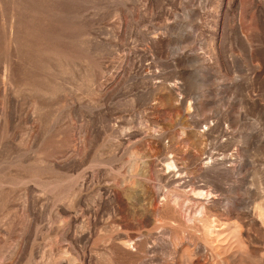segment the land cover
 Wrapping results in <instances>:
<instances>
[{"label": "rangeland", "instance_id": "374dc122", "mask_svg": "<svg viewBox=\"0 0 264 264\" xmlns=\"http://www.w3.org/2000/svg\"><path fill=\"white\" fill-rule=\"evenodd\" d=\"M228 221L264 264V0H0V264H224Z\"/></svg>", "mask_w": 264, "mask_h": 264}, {"label": "bare ground", "instance_id": "6f19581e", "mask_svg": "<svg viewBox=\"0 0 264 264\" xmlns=\"http://www.w3.org/2000/svg\"><path fill=\"white\" fill-rule=\"evenodd\" d=\"M208 155V154H207ZM208 158V156H207ZM210 159V156H209ZM207 161V160H206ZM211 161V160H210ZM166 168H171V167H175L174 163L169 161L166 162ZM178 171V170H177ZM213 190V189H212ZM211 192V191H210ZM195 193V192H194ZM198 193V192H196ZM213 193V192H212ZM201 194V193H200ZM204 195V194H203ZM184 201V200H183ZM250 208V207H249ZM200 209V208H199ZM203 209V208H202ZM227 210V209H226ZM249 210V209H248ZM254 213V211H253ZM256 214V213H255ZM201 215V214H200ZM254 215V214H253ZM197 218V217H196ZM201 218V217H200ZM201 221V220H200ZM225 221V220H223ZM174 222V221H173ZM202 222V221H201ZM229 223V221H228ZM241 223V222H240ZM222 224V223H221ZM256 225V223H255ZM198 226V225H197ZM204 227V226H203ZM206 228V227H205ZM241 228V226H240ZM216 231H214L212 233V236L215 238L216 240V245H214L217 248L218 254H221V259L222 262L224 264H233L235 263L236 260H240L244 258V254L246 253L245 251V245L242 244L241 240L239 239V237L237 236V234L235 235V229H234V225H232L231 223L227 224H222L219 227L215 228ZM205 231V230H204ZM246 231V230H245ZM208 232H211V230H209ZM199 233H197L198 235ZM201 235V234H199ZM203 237V235H201ZM240 236V235H239ZM256 236V235H255ZM259 236V234H258ZM208 237V236H207ZM257 237V236H256ZM261 237V236H260ZM209 238V237H208ZM254 238V237H253ZM263 239V237H262ZM244 240V239H243ZM246 240V239H245ZM251 240V239H250ZM258 240V239H257ZM207 241V240H205ZM199 242V241H198ZM203 242V241H202ZM201 242V243H202ZM261 242V241H260ZM259 243V242H258ZM197 244V243H196ZM203 244V243H202ZM248 247V246H246ZM199 248V246H198ZM201 248V247H200ZM253 248V247H252ZM213 249V248H212ZM207 250V249H206ZM251 250V249H250ZM259 250V249H258ZM216 251V252H217ZM249 251V249H248ZM255 251V250H254ZM206 252V251H205ZM185 257V261H187L188 264H192L191 261L188 258V254L184 255ZM213 258V256H212ZM248 258V257H247ZM198 259V258H197ZM214 259V258H213ZM215 261V260H214ZM200 262V261H199ZM212 262V261H211ZM221 262V261H220ZM186 263V262H185ZM186 263V264H187ZM195 264H199L196 263ZM201 264V263H200ZM220 264V263H219Z\"/></svg>", "mask_w": 264, "mask_h": 264}]
</instances>
